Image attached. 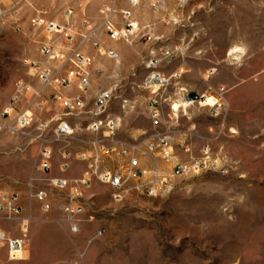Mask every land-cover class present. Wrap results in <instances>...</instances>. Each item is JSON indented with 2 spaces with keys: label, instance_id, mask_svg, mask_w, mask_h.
<instances>
[{
  "label": "rangeland",
  "instance_id": "374dc122",
  "mask_svg": "<svg viewBox=\"0 0 264 264\" xmlns=\"http://www.w3.org/2000/svg\"><path fill=\"white\" fill-rule=\"evenodd\" d=\"M159 2L160 15L177 23L184 36L181 44L164 49L173 51L174 59L161 65L182 55L180 46L190 48L194 38L195 56L205 52L211 60L207 78L201 80L215 92L185 93L213 97L222 110L220 105L217 114L198 104H174L176 116L190 117L184 123L185 143L175 145L176 136L163 133L174 138L169 157L164 159L160 149L143 156L156 165L147 169L150 174L130 180L120 202L112 199L108 186L92 181L81 199L78 233L71 231L61 208L69 200L65 192L46 182L39 143L23 150L2 147L4 138L22 136L30 126L19 135L0 132V193L30 198L31 190L45 188L53 197L49 213L38 208L22 214L30 219L28 242L14 264H27L32 257L38 264H264V0ZM5 27L8 60L14 64L19 34L10 21ZM201 80L195 83L201 85ZM193 111L208 126L206 133H192ZM155 134L154 142L147 143L156 144ZM205 146L211 149V162L202 166ZM189 162H195V169L173 175L177 165ZM107 163L121 167L125 160ZM0 229L21 235L19 221H7L1 213ZM4 252L0 261L6 263Z\"/></svg>",
  "mask_w": 264,
  "mask_h": 264
},
{
  "label": "crops",
  "instance_id": "0c3cea01",
  "mask_svg": "<svg viewBox=\"0 0 264 264\" xmlns=\"http://www.w3.org/2000/svg\"><path fill=\"white\" fill-rule=\"evenodd\" d=\"M0 1L3 8L10 13V18L0 19V112L9 107L17 81H23L37 91L43 90L44 99L51 100L55 94L51 89H43L41 83L29 74L28 63L41 59L40 44L51 39V36L44 30L32 25L36 11L46 10L45 19L63 25L67 32L75 37V43L79 49L91 59V87L83 94L84 110L77 114L66 115L61 100L51 101L46 110H39L36 106L31 105L33 95L32 92H28L16 105V110L31 115L32 124L24 135L4 138L1 143L4 149L23 150L35 143L34 138L38 133L39 125H44L46 133L49 135L53 133L61 120L68 123L73 129L74 135L67 140V143L64 140L51 143L52 169L47 174L49 178L63 179L68 183L65 189L60 190L65 192L67 200L77 191V182L86 171V163L78 160L77 156L84 152L90 153L92 142L96 139H100L105 147L116 151L110 155V159H119L120 150L138 149L143 147L144 143L154 142L153 134L157 132L174 134L176 136L175 145L181 146L185 143L184 123L185 118L190 117L182 112L179 117L176 116L172 106L177 103L184 104L187 91L191 93H195V91L212 93L214 91L212 86L201 80L202 77L207 78L211 60L204 55L205 52L203 55L195 56V40L191 38L190 48L187 46L184 49L180 46L183 50L182 55L177 56L173 62L164 63L159 67L158 73L161 79H164V83L147 88L146 79L150 71L145 65V59L149 58L152 52L175 47L184 41L183 29L177 23L168 21L160 15L161 4L158 3V0H141L136 7H133L129 0ZM105 6L116 11L113 15V22L121 31L126 29L128 21L123 13L126 11L132 13L130 21L135 22L137 26L133 29L131 43L123 39L114 40L109 37L104 27V18L101 15V10ZM68 9L74 11L71 18L66 16ZM7 21L15 26L14 30L19 35L14 38L21 44L16 51L14 64H9L7 55L8 35L5 27ZM85 23L89 25L88 28ZM16 28L19 31H16ZM91 29L95 30L94 41L117 53V58L100 55L91 42L84 39L83 36L88 35V30ZM200 80L203 84L195 83ZM154 90L162 99L160 108L163 118L158 130L153 127L149 114V100ZM99 91H108L113 95L105 114L102 115L103 118L105 116L114 118L119 123L113 141L106 137H95L88 130L89 124L98 118L94 112V95ZM80 94L82 95L77 86L63 92L64 97H74ZM36 101L39 100L36 99ZM219 105L222 110V103L219 102ZM197 114L199 113L195 115V111L191 114L194 122L191 127L192 133H206L209 128L204 122H201V115ZM64 152L70 153L73 158L69 161V168L62 171L60 164L64 162ZM107 161L108 159L103 163L104 168H117L116 165H109ZM139 163L142 168L146 169H152L156 165V161L150 157L140 158ZM125 164H127L126 160ZM88 189L89 187L81 191L82 197L85 196ZM48 193L53 206L52 194ZM80 202L82 203V200ZM20 205L24 215L31 209L35 211L40 208L42 211L40 202L30 199L24 193L20 195ZM2 253H0V258L5 256V252ZM27 264H38V260L32 257L27 261Z\"/></svg>",
  "mask_w": 264,
  "mask_h": 264
},
{
  "label": "built area",
  "instance_id": "2783aa9c",
  "mask_svg": "<svg viewBox=\"0 0 264 264\" xmlns=\"http://www.w3.org/2000/svg\"><path fill=\"white\" fill-rule=\"evenodd\" d=\"M130 4L136 6L137 0H130ZM116 11L105 6L101 10V15L104 18V27L111 39L131 43L132 30L135 26L130 21L131 12L126 11L123 15L128 19L126 29L124 31L118 30L113 22V15ZM74 14L72 9L66 11V16L71 18ZM9 15L0 1V19L6 18ZM46 10L36 11L32 19V25L35 28L42 29L51 36L47 42L41 43L39 47V54L42 60L31 61L28 63L30 75L36 78L43 89H51L55 94L49 99L43 98V90L37 91L23 81H18L15 85L14 95L11 98V106L0 113V132H6L10 135H19L24 133L32 122V116L27 112L16 111L15 106L20 102L22 97L32 92L33 101L32 106L40 110H46L51 101L63 102L66 110V115L77 114L84 110L83 94L86 93L91 87V59L86 56L76 45L75 37L70 35L63 25L47 21L45 16ZM86 27L89 25L87 23ZM16 31H19L16 28ZM91 36H94V31L90 30V34L84 36L85 40H89L92 46L97 49L101 55H106L111 58H117L118 55L112 50H107L100 46L99 43L92 41ZM174 59V52L171 50H162L158 53H150V57L145 59V65L149 69L150 74L146 79L147 88L153 85L163 84L164 81L155 70L161 65L162 62H170ZM77 86L82 95L74 97H64L63 92ZM112 93L99 91L94 95V112L98 116L88 126V130L95 137H106L113 141L117 134L119 123L116 119L102 115L105 114L106 109L112 100ZM39 100V101H36ZM184 102L189 105L198 104L202 107H209L215 113L219 108V102L213 97L207 95L195 94L191 95L185 93ZM162 99L158 93L152 91V97L149 100V114L152 125L155 129L161 126L163 114L161 111ZM35 140L39 143V158L40 167L44 173H49L52 169L53 150L51 143L66 141L74 135L71 126L65 121L61 120L52 133V138L47 139L46 127L39 125L37 129ZM156 144L144 143L146 149H124L120 150L118 155L127 164L117 168H104L103 163L105 160L110 159V155L116 151L105 147L100 139L92 142V149L90 153H80L77 158L86 163V171L84 176L77 182L78 189L70 199L62 205V211L68 216V221L73 233H78L79 216L83 213V205L81 204L82 190L87 189L92 181L108 186L111 190L112 199L118 202L122 201L129 191V183L132 178H137L142 175L150 174L147 169L140 166L139 160L143 156H154L158 149L161 150L164 159L170 155V149L173 146L174 138L157 132L155 134ZM68 145V144H66ZM139 151V152H138ZM203 159L200 165L205 166L211 162V149L209 146L203 148ZM73 156L64 152V162L60 164V170L64 171L69 168V161ZM195 169V162L183 163L176 166L173 175H180L189 169ZM199 168V167H197ZM50 186L55 189L63 190L67 187L68 183L63 179L49 178L46 180ZM152 192V189L150 190ZM30 198L36 199L41 203L42 211L49 213L52 209V204L48 192L46 190H31ZM0 213L7 221L18 220L21 230L19 237H13L9 232L0 229V252L7 251V262L0 264H11L15 261L21 260L26 250L28 242V231L30 228V219L24 217L22 214V207L20 205V196L18 194H10L6 192L0 193Z\"/></svg>",
  "mask_w": 264,
  "mask_h": 264
},
{
  "label": "bare ground",
  "instance_id": "6f19581e",
  "mask_svg": "<svg viewBox=\"0 0 264 264\" xmlns=\"http://www.w3.org/2000/svg\"><path fill=\"white\" fill-rule=\"evenodd\" d=\"M178 106H175V108H177Z\"/></svg>",
  "mask_w": 264,
  "mask_h": 264
}]
</instances>
